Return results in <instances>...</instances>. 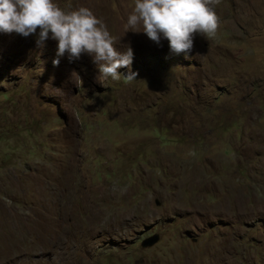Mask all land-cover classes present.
<instances>
[{"label": "rangeland", "instance_id": "obj_1", "mask_svg": "<svg viewBox=\"0 0 264 264\" xmlns=\"http://www.w3.org/2000/svg\"><path fill=\"white\" fill-rule=\"evenodd\" d=\"M54 2L136 81L0 33V264H264V0H219L187 54L127 27L135 0Z\"/></svg>", "mask_w": 264, "mask_h": 264}, {"label": "clouds", "instance_id": "obj_2", "mask_svg": "<svg viewBox=\"0 0 264 264\" xmlns=\"http://www.w3.org/2000/svg\"><path fill=\"white\" fill-rule=\"evenodd\" d=\"M217 3L219 0H135L127 27L142 26V33L153 43L161 45L167 40L172 53L187 54L194 47L196 34L204 38L216 35ZM0 33L35 36L40 48L51 39L57 42V57L67 54L71 62L90 56L99 78L136 81L137 73L131 71L132 48L119 51L114 47L106 25L86 7L64 11L54 0H0ZM59 63V59L53 60L54 66ZM121 68L129 69L126 77L118 73Z\"/></svg>", "mask_w": 264, "mask_h": 264}, {"label": "water", "instance_id": "obj_3", "mask_svg": "<svg viewBox=\"0 0 264 264\" xmlns=\"http://www.w3.org/2000/svg\"><path fill=\"white\" fill-rule=\"evenodd\" d=\"M158 235L157 234H153L149 237H147L146 239H144L142 242H141V247L142 248H148V247H151L153 246L157 241H158Z\"/></svg>", "mask_w": 264, "mask_h": 264}]
</instances>
